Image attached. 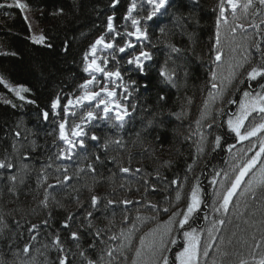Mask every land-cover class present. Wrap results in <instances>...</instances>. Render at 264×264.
I'll return each mask as SVG.
<instances>
[{
	"label": "trees",
	"instance_id": "trees-1",
	"mask_svg": "<svg viewBox=\"0 0 264 264\" xmlns=\"http://www.w3.org/2000/svg\"><path fill=\"white\" fill-rule=\"evenodd\" d=\"M7 2L11 3L12 0ZM23 2L30 6L26 13L15 7L0 9V77L13 88L23 86L29 89L22 93L26 99L20 100L14 92L0 84V159L7 157L15 165L11 173L0 169V216L7 225H0L3 228L0 232V261L3 264H58L57 257L60 253L53 244L57 233L70 264H88L89 259L96 261V264H122L124 256L118 252L122 240L128 248L125 256L131 261L141 236L167 221L173 212L182 213L186 209L191 188L197 182L205 205L199 214H195L194 219L189 220V225L195 228L208 227L217 219L226 221L229 212L225 214L213 211L216 197L210 181L216 172H220V178H223L229 163L226 144L233 143L234 136L228 133L225 123L223 127H214V135L221 134L225 139L222 140L223 147L212 151L211 141L214 140V135L207 136V124L212 123L213 118L226 121L227 116H217V111L224 107L232 112L233 104H222L220 99L214 103L209 100L207 117H201L204 101L209 99L208 69L211 67L210 58L214 55L210 49L215 43L217 15L213 9H216L219 0H199L198 5H194L192 0H173V7L166 16L144 22L149 33V41L144 42V47L153 53V60L145 62L147 73L142 75L134 71L133 66L126 63L128 56L116 53L117 58L123 56L120 64L126 86L135 88L130 98L131 103L136 104L135 111L129 109L131 116L125 118L124 126L119 130L100 120L85 124L84 131L89 137L87 159L84 158L85 152L78 149V154L72 160L57 158L58 149L65 147L58 138L59 120L64 115L62 108L59 110V117L50 115L48 121H44L41 109L51 114V101L54 98L59 96L65 104L69 96L80 92L78 85L88 76L83 71L84 52L106 32L109 15L115 16L113 23L117 31L127 28L125 25H129V21H125L124 16L132 0H119L115 8L111 6V0ZM137 4L138 8L133 15H146L148 6L145 4L143 13H140V2ZM60 9H63L62 13L59 12ZM25 14L27 21L24 19ZM263 15L264 10H261L255 17L251 14L245 17L237 9L239 19L233 22L229 9V24H222L220 31L225 28L224 31L227 32L235 23L259 24ZM29 22L33 24L31 31ZM161 28L164 29L163 33ZM251 29L253 31L248 29L247 33H252L253 37L247 48L255 42H264L261 37L254 39L256 33L264 34L262 26L259 32L255 28ZM244 32L237 29L242 42L246 38ZM40 34L46 37L45 43L34 44L31 36ZM132 40L135 43V38ZM117 43L122 45L124 40L117 37ZM49 44L51 47L47 46ZM169 45H175L182 52L171 53ZM240 45L241 43L237 45L239 55H235V61L242 59L245 54V44L242 47ZM250 50L255 54V48ZM136 51H139L138 47ZM166 60L170 69L176 68L175 86L159 75V69ZM109 66L114 69L115 61H111ZM132 80L136 81L135 85L128 83ZM145 84L148 85L147 88L144 87ZM240 87L246 88L247 84ZM225 91V99L238 100L241 95L234 86L227 85ZM161 95L166 99L161 100ZM27 100H34L36 103L30 104ZM79 117L80 115L75 118L69 115L67 128L80 122ZM197 120L201 121L200 128L196 124ZM16 131L20 132L19 137L15 136ZM93 132L100 137L99 145L90 140ZM201 132L207 136L204 141H201ZM117 139L120 140L119 144L110 142L107 151L103 149L105 140ZM201 145L204 148L202 152L198 151ZM96 154L101 156L99 162L95 159ZM233 161L239 164L242 157L236 156ZM89 163L94 164L95 173L87 167ZM49 164L52 166L48 167ZM189 165L192 166L190 171ZM65 167L71 180L57 185L56 177L59 176L63 181L62 170ZM120 167H129L131 172L122 173ZM57 168L61 172H57ZM137 168L142 171L136 173ZM9 174L17 176L14 183L8 180ZM157 174L160 179H157ZM145 179L149 180L148 185H145ZM173 179L178 181L177 185L171 184ZM49 184L56 187L48 189V207L45 208L41 201ZM152 185L156 186V191L152 190ZM9 188L13 191L10 192ZM177 192L181 194L180 200L176 199ZM93 194L102 198L99 208L95 210L91 206ZM262 196V207H258L264 211V193ZM108 199L117 202L127 199L134 203L108 205ZM136 201L140 203H135ZM151 204H157L160 209L168 208L169 211L157 213L151 208ZM88 211H93L94 215L86 219ZM69 213L75 214L76 219L70 221L71 227L66 229L62 224ZM125 216L128 217L127 221ZM137 216L148 219L137 221ZM253 216L252 213L250 216H241L243 219L247 218V231H244L245 225L242 222L234 230L237 231L238 247L251 235L254 236V243L260 242L259 248L254 249L255 257L246 260L247 264H257L264 258V234L260 233L264 232V223H259L263 218L260 215ZM179 218L181 217L176 219ZM45 220L48 221L47 225L42 223ZM89 222L91 227H88ZM133 222L137 230L132 232L129 245L121 236V231L127 235ZM32 224L39 225L31 233L36 236L35 240L31 239L27 231ZM177 227V224L173 225L175 234ZM184 230L190 228L186 226ZM72 231L79 233L78 241L71 239ZM97 232L99 236L96 235ZM177 233L182 237V232ZM111 236H116L117 239L111 240ZM215 236L217 241V232ZM25 243H29L31 247L28 254L23 252ZM93 243L94 248L90 247ZM109 248L114 250V259L107 255ZM80 252L85 255L81 256Z\"/></svg>",
	"mask_w": 264,
	"mask_h": 264
},
{
	"label": "snow or ice",
	"instance_id": "snow-or-ice-1",
	"mask_svg": "<svg viewBox=\"0 0 264 264\" xmlns=\"http://www.w3.org/2000/svg\"><path fill=\"white\" fill-rule=\"evenodd\" d=\"M194 5H198L199 0H192ZM119 4V0H111V6L115 8ZM148 6L146 15H133L134 10H137L138 4L137 0H132V2L127 7V12L124 16L125 21H131V28L133 30H126L124 32H119L114 26V15H109L107 17V27L106 32L101 34L92 44L89 45L87 51L83 54V71L88 74L90 79H85L81 84L78 85L80 94L76 96H69L67 98V103L63 104L61 98L57 96L51 101V114L45 109H41V114L44 121H48L50 115L53 117L60 116V109L63 110V118L59 120V140L63 142L65 147L58 149L57 158L61 160H72L75 155L78 154V149L85 152L84 158L87 159L86 149L87 140L89 139L87 132L84 131V125L93 121H104L110 127L116 129H122L125 123V118L131 116V111H135L136 104L131 103V97L135 88H129L126 86L124 81V73L122 71V65L120 61L123 56L117 58L116 53H121L128 56L126 61L127 65L133 66L134 71H138L140 74L144 75L147 73V64L145 62L153 60V53L145 50L144 42L149 41L148 28L144 22L152 21L156 17H163L169 13V9L173 7V0H141L139 4L140 13L144 11V5ZM257 5L259 7H257ZM15 7L19 9L22 13H26L29 9V5L23 0H12L11 3L0 2V9ZM229 9L231 10V16L233 22L237 21L239 17L237 16V9H240L245 17L251 14L255 17L260 14L261 10H264V0H219L216 9H213L217 13L216 15V31H215V43L210 49L211 53L214 55L210 58L211 67H209V85L210 90L208 92V98L204 101V110L201 112L202 119L207 117V109L209 106V100L213 103L220 99L222 104L232 105L237 104L238 107L234 112L227 111L226 108L222 107L217 111V116H227L226 121H218L213 118L212 123L207 124L209 132L207 136L214 135L212 129L214 127H223L224 123L227 125L228 133L234 134L235 143H227V151L232 153L233 149L236 148V144H240L244 141H248L251 145L247 149L241 148L239 151L243 154L242 162L233 165V172L229 174L228 172L223 173V178L219 181L215 177L221 176L220 172L215 173V177L210 181L211 184L216 185L219 183L220 188L215 191V197L213 201V211L216 213L223 212L227 214L229 212V206L233 202V198L237 195L244 197L251 195L252 198L256 197L257 189H260L264 193V42H255L253 45L249 46L245 50L242 59L236 61L235 63H228L227 75L224 74L222 69L224 51L221 46V25H228L229 21L227 19ZM60 13L63 9L59 10ZM7 15L8 13H4ZM189 19L191 16L188 17ZM24 19L27 21V15L25 14ZM261 25H264V19L260 21V24L252 23L250 27L257 29L259 32ZM126 27V26H125ZM241 31H246L244 24L235 23V26H230V31L235 35L237 29ZM29 30L31 31V23L29 22ZM161 33L164 29H160ZM115 33V35H112ZM109 37H111L109 39ZM117 37L124 40L122 45L117 43ZM135 38V43H133L132 38ZM31 40L34 44H44L46 37L43 34L32 35ZM264 41V37L261 38ZM51 47V45H47ZM102 46V47H101ZM139 48L137 52L136 49ZM171 48V53L180 54L182 49L176 47L175 45H169ZM255 48V54L250 50ZM110 50L108 53L101 55L105 50ZM129 50L130 53H129ZM65 51H67V45L65 46ZM233 52L236 49H232ZM258 56V59L256 58ZM169 59H171V54H169ZM111 61H115L116 67L111 69L109 64ZM175 64V61H173ZM99 74V75H97ZM187 75V73H185ZM159 75L168 83L175 86L176 68H169L167 65V60L165 64L160 67ZM103 77V80L99 78ZM225 82L228 86H234L236 91L241 93L238 100L235 99H225ZM131 85H135L136 81H129ZM0 84H3L10 91L14 92L20 100H25L26 97L22 95L24 92H28L29 89L18 86L11 87L3 77H0ZM247 84L246 88H241V85ZM145 88L148 87L147 84L144 85ZM161 100L166 99L163 95L159 97ZM27 103L35 104L34 100H27ZM15 107V105H13ZM80 109L82 115H80V123H74L70 129V135L66 132V125H68V117L71 115L73 118L77 117L78 113L75 109ZM85 109H87L85 111ZM131 109V111H129ZM196 124L198 128L201 126V121L197 120ZM15 136L19 137L20 132L16 131ZM204 132L200 133L201 141L207 139ZM225 137L221 134H215L214 140L211 141L213 147L212 151L217 148H221L224 145L222 140ZM90 140L96 142V145L100 144V137L92 133ZM110 142L116 144L120 143V140L115 141L105 140L103 142V149L107 151ZM15 148V145H13ZM254 149H258L253 155L248 156L249 152H253ZM198 151H204L203 145L198 147ZM27 158V157H25ZM51 159V157L49 158ZM97 162L101 160L99 154L95 155ZM52 165L49 164L48 167ZM27 167V165H25ZM87 167L95 173V166L89 163ZM15 168V165L10 159L5 157L0 159V169L6 170L11 173V170ZM191 165L188 166L190 171ZM120 172L129 173L131 169L129 167H120ZM78 171H83V169H78ZM142 169L137 168L136 173L141 172ZM57 172H61L60 168H57ZM68 169L65 167L62 170L63 181L60 177H56L57 185L61 183H67L71 180V177L67 174ZM246 177H250L245 180ZM8 180L15 182L17 176L14 174L8 175ZM46 179V177H45ZM157 179H160L159 174H157ZM145 185L149 184V180H144ZM178 181L173 179L171 181L172 185H177ZM56 185L49 184L45 188V196L41 201V204L47 208L49 193L48 189L54 188ZM242 189V190H240ZM147 190V189H146ZM152 190L156 191V186L152 185ZM240 190V191H238ZM12 192L13 189L9 188ZM91 191V188L89 189ZM101 197L95 194L91 195V206L92 208L98 209L99 203L101 202ZM176 199H181L180 192L176 193ZM121 203L124 205H129L134 203L131 200L114 201L108 199V205H116ZM135 203H140L136 201ZM218 205V206H217ZM82 207V205H80ZM152 209L156 210L157 213L163 211L167 213L168 208L160 209L157 204L150 205ZM238 206V205H237ZM201 209V189L199 183L193 185L189 195L186 209L180 212H173L169 216L168 220L163 223V225H158L157 229L150 230L139 238V246L135 249V255L131 260V264H208L207 260L201 261V256L207 258L209 256V249L213 247L212 241L216 239L214 232H218L220 229L217 225H223L225 223L224 219H217L213 222L212 226L207 229L208 239L202 243L200 232L197 228L191 227L189 225V220L195 218V214ZM93 211H88L86 213V219L93 217ZM181 217L178 220L177 217ZM156 217H151L155 219ZM76 219L75 214L69 213L65 221L62 224L63 228H70V221ZM125 221L128 217L125 216ZM148 219L147 217L137 216V221H144ZM207 219V217H205ZM19 226V221L16 222ZM47 225L48 221L42 222ZM177 224V232H182L183 244L182 246L177 245V237L173 236V225ZM0 225L7 227L4 219L0 216ZM188 226L190 230H184ZM88 227H91L89 222ZM39 228V225L32 224L31 227L27 229L29 234L33 233ZM162 229V230H161ZM136 229V224L133 222L132 228L129 229L128 234L125 235L124 231H121V236L131 244V234ZM3 228H0V232ZM200 231H203L201 229ZM22 235V234H21ZM99 236V232L96 233ZM31 239L35 240L36 236L31 235ZM71 239L78 241L80 239L79 233L77 231L71 232ZM111 240H116V236H111ZM53 244L57 246V250L60 255L57 257L58 264H70L67 254L64 252V247L61 244L60 236L57 233L53 240ZM168 245H176L179 250L175 252L174 260H171L167 253L170 251ZM126 245L123 240L121 242V249ZM47 247V246H45ZM79 247V244H77ZM90 247L94 248L95 244H91ZM31 251L29 243H25L23 247V252L28 254ZM114 250L109 248L107 255L114 259ZM123 254V253H121ZM81 256H84V252H80ZM103 259V257H101ZM125 260L127 257L125 256ZM3 264V261H0ZM88 264H96V261L91 259L88 260ZM212 264H217L215 260ZM239 264H247L246 260L241 259ZM257 264H264V258H261Z\"/></svg>",
	"mask_w": 264,
	"mask_h": 264
},
{
	"label": "rangeland",
	"instance_id": "rangeland-1",
	"mask_svg": "<svg viewBox=\"0 0 264 264\" xmlns=\"http://www.w3.org/2000/svg\"><path fill=\"white\" fill-rule=\"evenodd\" d=\"M139 2H141V0H137V3H139ZM262 19H264V15L259 19V24H260V21ZM31 25H33V24L31 23ZM250 25L251 24H249L248 22L244 23V26L246 29V31L244 32V36L246 38L243 40V42H242V36L240 34H238L237 31H236L235 35H233V33L230 31V29L227 30V32L224 31L225 28H224V30L220 31L221 32V36H220L221 46L223 47V51H224L222 69H223L225 75H227V66H228L229 61L231 60V62L235 63L236 62L235 61V55H237V56L239 55V53L237 52V49L239 46H237V45L241 43L240 46L242 47V45L245 44L244 45V51H245V49H248L247 48L248 43L250 42V40H252V37H253L252 33L251 34L247 33L248 29L251 30V32L253 31L251 29ZM125 26L127 28L122 29L120 32H124L126 30H133L131 28V21L130 20H129V25L126 24ZM261 26H262V29H264V25H261ZM33 29H34V27H32V30ZM257 34L258 33H256L254 39H256L258 37H261V38L264 37V34H262V32H260L258 34V36H257ZM232 49H236V51L233 52ZM109 51L110 50L105 49L101 53V55H104V54L108 53ZM97 75H99V74H97ZM99 78L101 79V81L103 80L102 76H100ZM87 79H90V77L87 76ZM226 87H227V83L225 82V89H226ZM225 93H226V91H225ZM79 94H80V92L76 93L72 96L74 97V96L79 95ZM66 103H67V101H66ZM210 105H211V103H210ZM237 107H238V105H236V109H237ZM75 110L77 111L78 115H81L80 109L77 108ZM75 123H77V122H75ZM78 123H80V122H78ZM225 125H226V123H225ZM226 127H227V125H226ZM70 129H68L67 125H66V132H68L69 135H70ZM233 136H234V134H233ZM250 146L251 145L249 144L248 141H244L240 144H236V148L233 149L232 153H229L227 151L228 152L227 158L229 159V161H228L229 163L227 165V169H225L226 172H228L229 174H231L233 172V165L237 164L233 161L234 157H236V156L242 157L243 156V154L239 151V149H241V148L247 149ZM226 150H227V147H226ZM255 151H256V149L253 150V152H255ZM253 152H249L248 156H251ZM215 178L217 181L221 180L220 176L215 177ZM249 178L250 177H247V179H249ZM212 186L214 187V189H213L214 192L220 188L219 183H217L216 185L212 184ZM240 190H242V189H240ZM262 194H263L262 191L257 189V194H256L255 198H252L251 195H247L244 197H241L238 195L235 198H233L232 205L229 206L228 219L225 221L223 226L218 225V228L220 230L217 232V236H219V238L217 241H216V239L214 241H212L213 247L209 249V253H210L209 256L207 258L201 256L202 262L204 260H207L208 264H212V261L215 260L217 262V264H239L241 259L251 260L255 257L256 253H254V249L259 248L260 242L257 241L254 243L252 241L254 236L251 235V237L248 238L247 241L244 238H242V239H244L243 243H241L240 247H238V245L236 244V241L238 242V238H236L237 231H234V230H235V228L237 230V225L240 226L239 224L242 222L245 225L244 231H247L246 224H247V226L249 225L247 220H246L247 218L243 219L241 216L247 215V214H248V216H250L251 213H252V216L254 215L253 217H255V215H257V216L260 215L263 218V220H261V222H259V223L260 224L264 223V211L259 210V207H262V204H263ZM204 205H205V202L203 201V198H201V208ZM251 207H252V210H249ZM255 207H257V208H255ZM200 211H202V210L200 209L199 212ZM160 225H163V223ZM157 227L158 226H156L154 229H157ZM209 227H211V226H208L205 228H202V227L197 228L198 232H200L202 243L207 241V239H208L207 229ZM201 229H203V231H200ZM263 229L264 228H262V230ZM215 233L216 232H214V235H215ZM260 233L264 234V232H262V231H260ZM172 235L176 236L174 232L172 233ZM124 244L126 246L123 249L120 248L118 251L119 253H123L122 255L124 256V259H122L121 262H122V264H131V261L128 258H127V260H125V255L127 254L128 248H127V244L126 243H124ZM182 244H183V236L181 238H179V240L177 239V245L182 246ZM138 246H139V243H138ZM174 246H176V245H168L170 250ZM261 248H263L262 245H261ZM178 250H176V251H178ZM169 252L167 253V255H169ZM175 252L170 256V260H174Z\"/></svg>",
	"mask_w": 264,
	"mask_h": 264
}]
</instances>
